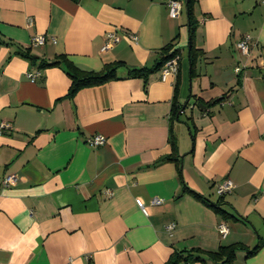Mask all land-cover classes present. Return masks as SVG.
<instances>
[{
    "label": "crops",
    "instance_id": "1",
    "mask_svg": "<svg viewBox=\"0 0 264 264\" xmlns=\"http://www.w3.org/2000/svg\"><path fill=\"white\" fill-rule=\"evenodd\" d=\"M180 1L173 19L167 0H0V126H10L0 132V264H167L238 243L262 248L231 264H264V0H196L193 76ZM109 33L119 41L103 50ZM245 36L248 55L237 49ZM167 45L179 52L178 86L162 69L130 75ZM58 56L85 71L124 65L68 98L66 71L40 66ZM171 131L176 161L164 160ZM94 135L106 144L90 146ZM227 179L234 188L220 196ZM220 197L227 219L208 203Z\"/></svg>",
    "mask_w": 264,
    "mask_h": 264
},
{
    "label": "trees",
    "instance_id": "2",
    "mask_svg": "<svg viewBox=\"0 0 264 264\" xmlns=\"http://www.w3.org/2000/svg\"><path fill=\"white\" fill-rule=\"evenodd\" d=\"M195 4H196V0H185V5H184L189 19V35H190L189 61L191 66V71H190L191 76H193L194 74V70L198 58L202 55V51L200 49H197V47L195 46V36H196V21L194 16ZM25 55L31 60L32 63L36 61V59L30 56L29 54L26 53ZM177 56H179V52L177 50L173 51V47L171 45H167L162 49L160 59L152 68L133 69L130 70V75L133 77L143 78L144 80H147L149 75L160 71L166 62ZM123 65L124 63L117 62L114 64L105 65L103 69L98 72L85 71L76 67L66 56H58L51 63H48L43 60L40 64L42 68L58 66V67H62L66 71L71 81L68 93L66 95L68 98H73L80 90L84 88L103 85L112 80H115L117 78L116 76L117 69ZM179 80H180V73L178 70L177 82H176L177 86L179 85ZM177 97L178 94L176 92L175 95L176 103H174L173 105V115L175 118L178 116L179 112L183 107L177 104ZM169 144L171 147V154L168 157H166L164 160L176 161L178 156L177 155L178 148H177V138L176 135L173 133V131L170 132ZM179 173L181 176V172ZM194 196L198 199H202V197H200L198 194H194ZM208 203L211 205V207H213V209L217 214L222 216L224 219L228 218L229 215L224 210L220 209V206L223 205V197H220L217 203L215 204L210 202ZM261 248L262 245H257L255 248L250 250L245 245L238 243L229 246H221L216 252H204L200 249H192L190 251H187L188 255L185 256H183L182 253H175V255L172 256V258L167 262V264H177L181 260L188 261L189 259L195 261H203L204 257L208 258L211 261H216V262L220 261L223 264H231L234 262L237 252L244 251L248 254V256H252L256 254Z\"/></svg>",
    "mask_w": 264,
    "mask_h": 264
},
{
    "label": "built area",
    "instance_id": "3",
    "mask_svg": "<svg viewBox=\"0 0 264 264\" xmlns=\"http://www.w3.org/2000/svg\"><path fill=\"white\" fill-rule=\"evenodd\" d=\"M167 5L169 8V16L170 18L176 19L179 15L180 12L183 8V4L180 0H167ZM31 22V20H30ZM134 40H136V37H132ZM119 41V38L115 33H109L107 35V42L103 47V50H108ZM45 44V37L44 36H35L32 39V45L34 46H43ZM249 47H250V37L245 36L242 38L238 43H237V49L244 55H248L249 52ZM179 62V57H175L168 62L165 63V65L162 68V79L166 80L170 75H176L178 73V63ZM241 68H236V71H240ZM39 76V73H28V77L32 80L35 81ZM7 127H10L9 124H2L0 126V132L3 129H6ZM106 137L103 135H94L92 136L89 140L88 143L92 147H99L103 146L106 144ZM17 181V178L14 176H8L4 180V185L8 186L11 184H15ZM234 188V184L231 180L227 179L223 181L222 183L218 184L217 186V192L220 196H224L226 194H229L232 192ZM163 200L159 198H154L151 201L152 206H157L162 204ZM136 203L138 207L142 210V212L146 215H148V209L149 207L144 204V202L141 199H136ZM174 225H170L169 229H173ZM219 232L222 236H226L228 233V228L225 224H220L218 226Z\"/></svg>",
    "mask_w": 264,
    "mask_h": 264
}]
</instances>
